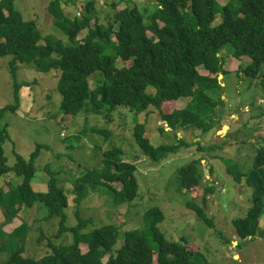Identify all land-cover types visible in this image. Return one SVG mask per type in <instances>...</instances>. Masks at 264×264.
Returning a JSON list of instances; mask_svg holds the SVG:
<instances>
[{
	"label": "trees",
	"instance_id": "1",
	"mask_svg": "<svg viewBox=\"0 0 264 264\" xmlns=\"http://www.w3.org/2000/svg\"><path fill=\"white\" fill-rule=\"evenodd\" d=\"M62 1L50 2L48 12L66 42L52 35L42 36L36 20H24L15 9V0H0V58L10 57L9 73L14 80L20 66L41 74L59 72L57 91L64 115H99L122 107L137 116L152 108L159 111L168 128L205 135L221 123L224 108L221 95L216 93L220 88L218 75L225 74L220 52L225 50L236 59L247 57L250 62L239 68L238 74L260 81L263 78L264 82V0H229L222 6L217 0H150V10L141 12L136 7L120 9L113 3V16L109 19L106 15L108 20L103 18V23L98 18L96 0H73L81 8L72 18L63 13ZM216 15L221 22L212 26ZM84 31L85 36L78 39ZM118 62L123 65L116 66ZM200 68L208 74L200 75ZM96 73L102 75L97 84L90 80ZM13 88L17 103L21 85L14 81ZM180 99H187L183 109L176 106ZM15 109L16 105L0 110V177H10L0 187L4 218L0 225V253L7 255L0 264H209L184 240L165 239L157 227L163 217L155 209L144 213V228L124 232V240L115 251L120 230L113 224L83 233L93 223L79 219L68 228L65 209L71 203L81 205L88 185L107 187L117 203L134 201L139 195L137 168L131 160L122 159V149L113 148L103 153L102 170H87L71 182L72 197L58 185L56 174L48 166L47 189L36 192L31 185L36 172L34 161L40 150L48 147L37 145L28 160L17 155L14 164L7 165L3 145L9 136L2 120L5 112ZM165 109L171 110L164 112ZM144 133V125L137 123L132 141L152 164L179 148L193 146L183 138L177 139L176 145L153 146ZM195 144L198 153L213 152L217 147L213 144L204 148L199 141ZM202 160L178 170V180L189 190L201 186L204 175L198 168ZM232 176L238 184L244 179L252 192L245 217L233 221L238 237L264 238V228L259 225L264 216V142L259 141L250 171L234 172ZM208 183L203 188L205 194L212 190ZM37 205L47 211L46 219H59L58 235L70 232L72 242L52 246L49 254L34 259L23 256L30 226L22 223L10 233L3 228L23 208ZM197 210L198 218L206 220L204 211ZM82 244L87 247L85 253L80 249Z\"/></svg>",
	"mask_w": 264,
	"mask_h": 264
},
{
	"label": "rangeland",
	"instance_id": "2",
	"mask_svg": "<svg viewBox=\"0 0 264 264\" xmlns=\"http://www.w3.org/2000/svg\"><path fill=\"white\" fill-rule=\"evenodd\" d=\"M52 1L15 0L14 5L24 20H36L42 36L52 35L66 42V36L55 26L48 12ZM217 1L222 6L229 0ZM113 3L118 4L117 8L120 9L136 7L140 12L150 10L151 5L150 0H96L101 23L105 22L103 18L108 20L105 17L108 14L109 19L112 18ZM61 7L69 18L77 16L81 8L73 0L62 1ZM220 22V16L216 15L212 26ZM85 34L86 31L82 32L78 39ZM224 51L219 55L225 74L218 75L220 88L216 92L221 95L224 106L221 123L205 135L200 131L166 128L159 111L152 108L137 116L122 107L109 113L105 110V114L99 115L89 112L73 117L64 115L60 109L61 96L57 91L59 72L41 74L20 66L14 80L9 73L10 57L0 58V110L16 105L15 112H5L2 120V125H7L9 136L3 145L7 165H13L17 155L28 160L37 145H46L48 150H40L34 161L36 172L32 189L36 192L46 191L49 178L45 168L48 166L56 174L58 185L63 187L67 196L72 197L71 182L87 170H102L103 153L120 148L124 152L122 159L131 160L137 168L138 197L131 203H117L107 187L88 185L81 205L76 207L71 203L65 209L68 228L75 226L79 219L90 220L96 226L92 228L93 225H88L85 231L82 230L83 233L113 224L120 230L115 251L124 240V232L144 228V213L155 209L163 217L157 227L165 239L171 242L184 240L209 264H264V238L241 239L236 233L233 221L245 217L251 206L252 192L245 184H238L232 176L234 172L247 174L250 171L259 141L264 142V82L263 78L260 81L245 78L242 73L239 75V68L246 67L249 59L232 58ZM122 65L121 62L116 64L118 67ZM262 71L264 73V68ZM199 74L205 76L208 72L200 68ZM101 79L102 75L96 73L90 80L97 84ZM14 81L21 85L17 103ZM90 86L94 87L91 82ZM186 103L187 99H180L176 106L183 109ZM170 110L165 109L164 112ZM137 123L144 125V137L153 146L176 145L180 138L193 146L179 148L177 152L152 164L132 141ZM227 123H230L227 131L218 134ZM198 141L204 148L214 144L216 150L198 153L195 144ZM200 159H204L198 168L204 175L201 186L189 190L178 180V170ZM207 168L209 172L205 173ZM9 178L0 177V187ZM206 182L212 189L208 194L203 189ZM198 208L204 211L206 220L198 218ZM46 216L47 211L40 205L32 209L23 208L20 215L3 228L10 233L22 223L30 226L24 257L38 259L49 254L52 246L72 242L70 232L58 235L59 219H46ZM3 220L0 208V225ZM259 225L264 228V216L260 218ZM80 247L85 253L86 245ZM6 258L7 255L0 253V263Z\"/></svg>",
	"mask_w": 264,
	"mask_h": 264
},
{
	"label": "water",
	"instance_id": "3",
	"mask_svg": "<svg viewBox=\"0 0 264 264\" xmlns=\"http://www.w3.org/2000/svg\"><path fill=\"white\" fill-rule=\"evenodd\" d=\"M230 123H227L226 125H224L223 127H222V129L218 132V134H224V132L228 129V125H229ZM225 130V131H224ZM208 169L209 168H207L206 170H205V173H208ZM242 183H244V180H242Z\"/></svg>",
	"mask_w": 264,
	"mask_h": 264
},
{
	"label": "clouds",
	"instance_id": "4",
	"mask_svg": "<svg viewBox=\"0 0 264 264\" xmlns=\"http://www.w3.org/2000/svg\"><path fill=\"white\" fill-rule=\"evenodd\" d=\"M163 123V122H162ZM223 127V126H222ZM166 128H168V127H166ZM222 129V128H221ZM198 139V138H197ZM196 140V139H195ZM201 162H204V160H202ZM208 172H209V170H208ZM244 180V179H243ZM241 183H242V181H241ZM244 183H245V180H244ZM243 183V184H244Z\"/></svg>",
	"mask_w": 264,
	"mask_h": 264
},
{
	"label": "crops",
	"instance_id": "5",
	"mask_svg": "<svg viewBox=\"0 0 264 264\" xmlns=\"http://www.w3.org/2000/svg\"><path fill=\"white\" fill-rule=\"evenodd\" d=\"M67 6H65V8H66ZM178 135V134H177ZM178 137V136H177Z\"/></svg>",
	"mask_w": 264,
	"mask_h": 264
},
{
	"label": "bare ground",
	"instance_id": "6",
	"mask_svg": "<svg viewBox=\"0 0 264 264\" xmlns=\"http://www.w3.org/2000/svg\"><path fill=\"white\" fill-rule=\"evenodd\" d=\"M225 131V130H224ZM227 131V130H226Z\"/></svg>",
	"mask_w": 264,
	"mask_h": 264
}]
</instances>
